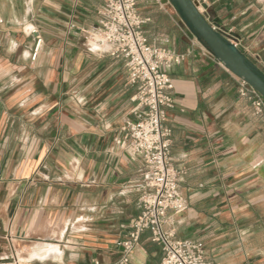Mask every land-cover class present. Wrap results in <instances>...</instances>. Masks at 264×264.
<instances>
[{"label": "crops", "instance_id": "crops-1", "mask_svg": "<svg viewBox=\"0 0 264 264\" xmlns=\"http://www.w3.org/2000/svg\"><path fill=\"white\" fill-rule=\"evenodd\" d=\"M192 1L264 78V0ZM104 6L0 0V264H112L139 214L142 162L114 145L136 87L124 60L74 34L97 31ZM136 6L149 44L181 56L164 67L163 125L186 210L163 229L215 264H264V115L171 0ZM162 256L144 231L129 264Z\"/></svg>", "mask_w": 264, "mask_h": 264}, {"label": "built area", "instance_id": "built-area-1", "mask_svg": "<svg viewBox=\"0 0 264 264\" xmlns=\"http://www.w3.org/2000/svg\"><path fill=\"white\" fill-rule=\"evenodd\" d=\"M195 6L201 13L199 5ZM101 16L97 31L79 30L74 34L81 36L100 53L124 60L127 82L137 90L132 99L135 103L132 111L134 120L123 123L114 145L127 156L139 159L144 169L139 214L131 222L127 238L119 243L120 257L112 264L130 263L144 231H149L151 240L162 247L160 264H215L199 253L194 242L175 240L163 229L168 212L180 214L186 210V201L178 186L179 174L169 161L170 131L163 125L166 109L173 108L169 95L172 80L164 72V67L178 63L181 56L149 44L142 32L145 20L138 13L136 0H105ZM212 29L236 47L229 39L231 30ZM31 34L36 32L31 31ZM39 44L40 39H37L36 46ZM35 57L36 52L32 59ZM239 81L240 95L248 98L255 115L263 116L264 99ZM92 264L101 263L94 260Z\"/></svg>", "mask_w": 264, "mask_h": 264}, {"label": "water", "instance_id": "water-1", "mask_svg": "<svg viewBox=\"0 0 264 264\" xmlns=\"http://www.w3.org/2000/svg\"><path fill=\"white\" fill-rule=\"evenodd\" d=\"M171 1L222 67L264 99V78L245 61L237 48L212 29L191 0Z\"/></svg>", "mask_w": 264, "mask_h": 264}, {"label": "trees", "instance_id": "trees-1", "mask_svg": "<svg viewBox=\"0 0 264 264\" xmlns=\"http://www.w3.org/2000/svg\"><path fill=\"white\" fill-rule=\"evenodd\" d=\"M174 4V3H173ZM193 31V30H192ZM193 33L197 36V34L193 31ZM198 37V36H197ZM199 38V37H198Z\"/></svg>", "mask_w": 264, "mask_h": 264}]
</instances>
